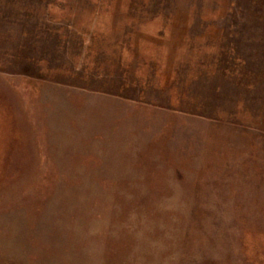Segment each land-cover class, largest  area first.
<instances>
[{
    "label": "rangeland",
    "instance_id": "374dc122",
    "mask_svg": "<svg viewBox=\"0 0 264 264\" xmlns=\"http://www.w3.org/2000/svg\"><path fill=\"white\" fill-rule=\"evenodd\" d=\"M0 264H264V0H0Z\"/></svg>",
    "mask_w": 264,
    "mask_h": 264
}]
</instances>
